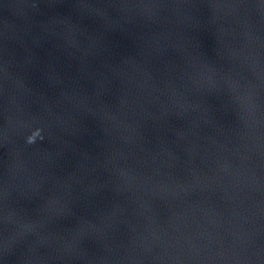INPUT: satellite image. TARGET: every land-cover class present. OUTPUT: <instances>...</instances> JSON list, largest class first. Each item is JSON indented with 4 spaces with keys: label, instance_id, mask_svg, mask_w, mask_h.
<instances>
[{
    "label": "water",
    "instance_id": "obj_1",
    "mask_svg": "<svg viewBox=\"0 0 264 264\" xmlns=\"http://www.w3.org/2000/svg\"><path fill=\"white\" fill-rule=\"evenodd\" d=\"M0 264H264V0H0Z\"/></svg>",
    "mask_w": 264,
    "mask_h": 264
}]
</instances>
